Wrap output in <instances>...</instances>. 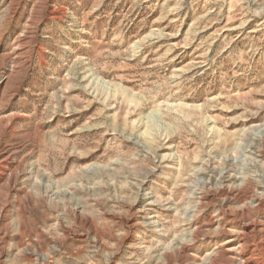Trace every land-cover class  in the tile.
Returning a JSON list of instances; mask_svg holds the SVG:
<instances>
[{
  "label": "rangeland",
  "instance_id": "rangeland-1",
  "mask_svg": "<svg viewBox=\"0 0 264 264\" xmlns=\"http://www.w3.org/2000/svg\"><path fill=\"white\" fill-rule=\"evenodd\" d=\"M0 264H264V0H0Z\"/></svg>",
  "mask_w": 264,
  "mask_h": 264
}]
</instances>
